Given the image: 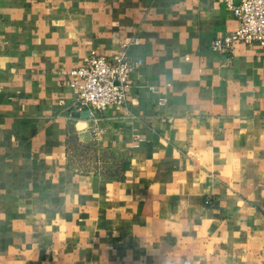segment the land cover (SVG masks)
<instances>
[{
    "label": "crops",
    "instance_id": "0c3cea01",
    "mask_svg": "<svg viewBox=\"0 0 264 264\" xmlns=\"http://www.w3.org/2000/svg\"><path fill=\"white\" fill-rule=\"evenodd\" d=\"M236 28L226 0H0V264H264V50L212 48ZM128 43L125 106L78 112L69 72Z\"/></svg>",
    "mask_w": 264,
    "mask_h": 264
},
{
    "label": "built area",
    "instance_id": "2783aa9c",
    "mask_svg": "<svg viewBox=\"0 0 264 264\" xmlns=\"http://www.w3.org/2000/svg\"><path fill=\"white\" fill-rule=\"evenodd\" d=\"M233 11L237 28L213 40L212 48L220 53L232 52L236 43H259L264 50V0H226ZM138 39L131 43H137ZM124 49L113 56L95 51L80 66L69 72V87L78 112L92 115L107 106H125L129 76L134 64Z\"/></svg>",
    "mask_w": 264,
    "mask_h": 264
},
{
    "label": "rangeland",
    "instance_id": "374dc122",
    "mask_svg": "<svg viewBox=\"0 0 264 264\" xmlns=\"http://www.w3.org/2000/svg\"><path fill=\"white\" fill-rule=\"evenodd\" d=\"M86 148L85 150L78 148L70 154L69 159L72 165L81 170L90 169L89 166L93 165V169L98 170L104 177H112L116 172V165L119 164L120 157L114 153L98 152L91 147Z\"/></svg>",
    "mask_w": 264,
    "mask_h": 264
},
{
    "label": "water",
    "instance_id": "95a60500",
    "mask_svg": "<svg viewBox=\"0 0 264 264\" xmlns=\"http://www.w3.org/2000/svg\"><path fill=\"white\" fill-rule=\"evenodd\" d=\"M76 116H82V117H84V118H86V117H87V115H86V114H83V115L76 114Z\"/></svg>",
    "mask_w": 264,
    "mask_h": 264
}]
</instances>
